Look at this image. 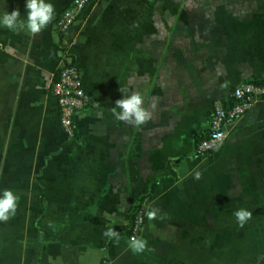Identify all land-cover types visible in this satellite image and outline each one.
Returning a JSON list of instances; mask_svg holds the SVG:
<instances>
[{
    "label": "crops",
    "instance_id": "0c3cea01",
    "mask_svg": "<svg viewBox=\"0 0 264 264\" xmlns=\"http://www.w3.org/2000/svg\"><path fill=\"white\" fill-rule=\"evenodd\" d=\"M69 1L45 0L55 14L41 33L0 25V196L18 197L0 221V264H232L230 243L217 250L216 239L231 238L233 213L251 211L247 223L264 229V98L227 123L214 150L198 154L195 134L214 97L264 77V0H91L58 32ZM16 9L26 21V0H0V17ZM68 62L89 95L73 139L49 93ZM134 92L145 108L156 103L139 127L112 113ZM138 197L147 248L133 253Z\"/></svg>",
    "mask_w": 264,
    "mask_h": 264
},
{
    "label": "built area",
    "instance_id": "2783aa9c",
    "mask_svg": "<svg viewBox=\"0 0 264 264\" xmlns=\"http://www.w3.org/2000/svg\"><path fill=\"white\" fill-rule=\"evenodd\" d=\"M91 0H70L55 19L53 26L58 32H64L83 12ZM262 80L251 78L234 85L225 97H214L208 117V125L195 143L198 154L207 153L218 147L226 134L227 123L242 115L258 98H264V77ZM49 93L56 100L58 121L68 139L77 136L76 114L87 107L89 95L82 83L81 71L72 62L61 65L56 77L49 83ZM144 219L142 206L136 211L130 224L129 237H136ZM99 264H112L103 257Z\"/></svg>",
    "mask_w": 264,
    "mask_h": 264
},
{
    "label": "clouds",
    "instance_id": "9594fccd",
    "mask_svg": "<svg viewBox=\"0 0 264 264\" xmlns=\"http://www.w3.org/2000/svg\"><path fill=\"white\" fill-rule=\"evenodd\" d=\"M26 10V21L20 19V11L16 9L10 14L5 12L0 17V25L10 31L27 30L35 35L41 33L54 19V6L51 3H46L45 0H26ZM221 87H227V82L221 85ZM143 105L144 101L142 96L134 92L129 96H122L121 99L116 100L115 107L112 108V113L116 120L122 121L130 126L139 127L152 119L153 110L156 107L155 102L149 108H145ZM199 178L200 174L197 173L195 179ZM17 199L18 197L11 190L6 189L3 191L2 196H0V221H7L10 216L15 214ZM158 212L159 209L153 208L146 215L149 220H155ZM233 215L241 228L252 218V212L243 208L236 210ZM163 218V216H160V219ZM103 235L109 240L115 239L117 243L119 242V232L113 228L105 230ZM128 246L133 253H142L147 248V241L143 238L133 236L130 238ZM49 262L50 264H59V258L53 261L52 257H49Z\"/></svg>",
    "mask_w": 264,
    "mask_h": 264
},
{
    "label": "rangeland",
    "instance_id": "374dc122",
    "mask_svg": "<svg viewBox=\"0 0 264 264\" xmlns=\"http://www.w3.org/2000/svg\"><path fill=\"white\" fill-rule=\"evenodd\" d=\"M230 226L231 238L216 239L217 250L222 251L230 243L231 246V262L232 264H264V229L256 231L255 224H245L242 229L238 223L228 224ZM222 236V233H219ZM220 251V252H221ZM263 256H261V255ZM219 261L223 259L221 255H217ZM221 258V259H220ZM260 260V262H259Z\"/></svg>",
    "mask_w": 264,
    "mask_h": 264
},
{
    "label": "trees",
    "instance_id": "16d2710c",
    "mask_svg": "<svg viewBox=\"0 0 264 264\" xmlns=\"http://www.w3.org/2000/svg\"><path fill=\"white\" fill-rule=\"evenodd\" d=\"M251 79H253V80H262V79H259V77H256V76L252 77ZM201 134H202V132L196 133L195 134V139L197 140L198 137ZM140 206H141V197H138V198L135 199L134 204H133L132 209H131V212H130V224H131V220L133 219L136 211L139 209ZM130 224H129V227H130ZM128 230L130 231V228H128Z\"/></svg>",
    "mask_w": 264,
    "mask_h": 264
}]
</instances>
